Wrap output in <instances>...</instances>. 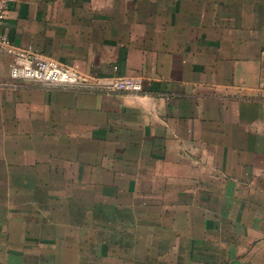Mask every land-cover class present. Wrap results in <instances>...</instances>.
<instances>
[{
  "label": "crops",
  "instance_id": "crops-1",
  "mask_svg": "<svg viewBox=\"0 0 264 264\" xmlns=\"http://www.w3.org/2000/svg\"><path fill=\"white\" fill-rule=\"evenodd\" d=\"M1 31L145 85L0 54V264H264V0H9Z\"/></svg>",
  "mask_w": 264,
  "mask_h": 264
},
{
  "label": "built area",
  "instance_id": "built-area-1",
  "mask_svg": "<svg viewBox=\"0 0 264 264\" xmlns=\"http://www.w3.org/2000/svg\"><path fill=\"white\" fill-rule=\"evenodd\" d=\"M0 0V54L10 56L9 75L12 79L31 81L48 88L91 92H142L141 76H103L87 73L46 56L29 47L17 46L2 33L7 2Z\"/></svg>",
  "mask_w": 264,
  "mask_h": 264
}]
</instances>
